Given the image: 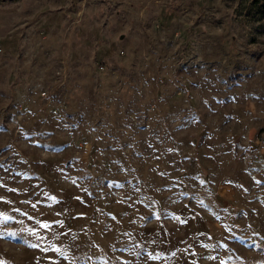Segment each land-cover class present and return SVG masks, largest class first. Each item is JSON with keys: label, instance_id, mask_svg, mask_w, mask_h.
<instances>
[{"label": "rangeland", "instance_id": "1", "mask_svg": "<svg viewBox=\"0 0 264 264\" xmlns=\"http://www.w3.org/2000/svg\"><path fill=\"white\" fill-rule=\"evenodd\" d=\"M0 261L264 264L254 0H0Z\"/></svg>", "mask_w": 264, "mask_h": 264}, {"label": "trees", "instance_id": "2", "mask_svg": "<svg viewBox=\"0 0 264 264\" xmlns=\"http://www.w3.org/2000/svg\"><path fill=\"white\" fill-rule=\"evenodd\" d=\"M258 5L259 11L264 14V0H254Z\"/></svg>", "mask_w": 264, "mask_h": 264}, {"label": "snow or ice", "instance_id": "3", "mask_svg": "<svg viewBox=\"0 0 264 264\" xmlns=\"http://www.w3.org/2000/svg\"><path fill=\"white\" fill-rule=\"evenodd\" d=\"M45 227H47V225H45ZM33 247H37L38 245H32ZM0 264H3V262L2 261H0Z\"/></svg>", "mask_w": 264, "mask_h": 264}]
</instances>
